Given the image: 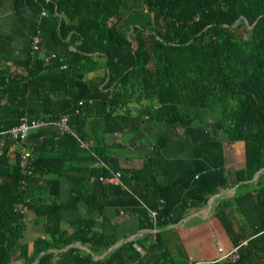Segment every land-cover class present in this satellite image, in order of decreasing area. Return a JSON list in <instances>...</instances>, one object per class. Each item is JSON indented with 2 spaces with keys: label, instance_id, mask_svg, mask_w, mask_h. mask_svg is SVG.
<instances>
[{
  "label": "trees",
  "instance_id": "trees-1",
  "mask_svg": "<svg viewBox=\"0 0 264 264\" xmlns=\"http://www.w3.org/2000/svg\"><path fill=\"white\" fill-rule=\"evenodd\" d=\"M11 2L16 11L28 6L34 13L51 9L59 16L55 36L59 41L68 40L74 49L48 63L59 59L64 64L95 63L97 57L105 59L106 78L100 80L103 85L96 102H107L104 119L112 118L117 109L128 113L132 105L139 106L152 120L166 124L190 125L208 114L209 126L221 138L244 142L245 165L236 171L238 191L220 199L214 214L236 245L244 239L246 245L238 248L235 261L196 264H250V257L264 262V0ZM2 3L0 0V7ZM48 63L39 60L30 73L49 67ZM25 79V75L12 73L0 64V90L7 103L21 97L19 84ZM90 109L81 108L74 122ZM77 132L79 138L59 134L34 146L32 174L27 176L22 175L17 158L9 162L7 151L12 140L7 137L0 143V243L7 249L1 263L8 260L25 226L19 205L33 208L46 218L51 239L44 241V249L60 248L72 240L63 237L59 227L62 206L54 201L46 203L43 198L47 175L63 177L87 164L96 177L119 171L125 184L133 181L144 190L156 184L150 160L143 169L122 170L104 154V146H82L81 132ZM98 161L108 167L96 165ZM144 221V228L152 226L148 217ZM5 225L14 228L9 236L2 230ZM87 228L78 226L74 239L89 242L94 250L107 249L117 240L116 236L89 232ZM111 256L130 264L139 258V252L133 241H126L108 258ZM49 258L50 253L45 252L37 264H47ZM89 260V256H77V264ZM156 260L158 264H176ZM138 264L144 263L138 259Z\"/></svg>",
  "mask_w": 264,
  "mask_h": 264
},
{
  "label": "crops",
  "instance_id": "crops-1",
  "mask_svg": "<svg viewBox=\"0 0 264 264\" xmlns=\"http://www.w3.org/2000/svg\"><path fill=\"white\" fill-rule=\"evenodd\" d=\"M58 21L51 9L34 13L24 6L16 11L11 0H3L0 64L26 79L19 84L22 95L15 103H7L0 90V143L7 138L5 131L22 118L51 121L67 114L79 137L80 130L84 147L104 146V154L122 170L143 169L150 160L156 184L144 190L133 181L125 184L120 179L116 183L109 176L100 179L87 164L63 177L47 175L43 198L46 203L54 201L62 206L59 227L63 237L72 240L60 248L44 249V241L51 239L46 218L26 207L22 210L24 229L8 260L0 264H37L45 252L50 253L47 264H77V256L90 257L84 264H123L118 256H108L126 241L139 248L138 259L144 264H158V258L160 262L174 261V255L178 257L176 264H181V259H186L182 264L219 261L233 248L244 247L247 240L236 245L214 214L220 199L238 191L236 171L245 165L244 142L224 140L209 126L210 120L190 125L161 123L137 105L128 113L117 109L112 118L104 119L107 102L96 104L103 85L100 80L106 78L103 57H97L95 63H67L64 69L53 61L49 67L30 73L46 55L52 54L53 59L74 49L68 40L56 38ZM35 33L41 37L39 50L31 48ZM79 101L83 103L78 105ZM84 106L91 109L74 122L75 107ZM58 135L56 126L48 123L31 128L25 143L34 148L43 139ZM18 149L9 146V162L16 160ZM98 162L96 165L104 163ZM152 210L156 211L155 219L149 215ZM145 217L150 219V228L143 227ZM78 226L116 236L117 240L107 249L94 250L89 242L74 239ZM13 229L11 225L2 227L7 236ZM6 254L5 244L0 243V260ZM249 261L264 264L257 257Z\"/></svg>",
  "mask_w": 264,
  "mask_h": 264
},
{
  "label": "built area",
  "instance_id": "built-area-1",
  "mask_svg": "<svg viewBox=\"0 0 264 264\" xmlns=\"http://www.w3.org/2000/svg\"><path fill=\"white\" fill-rule=\"evenodd\" d=\"M40 40L41 37L38 33H35L32 37L31 41V48L32 50H39L40 47ZM53 55L48 54L44 57V62L48 63L52 59ZM57 64L59 68L64 69L67 67L66 64L62 63L61 60H57ZM83 102L79 101L78 105H81ZM81 108L75 107L74 113L79 114L81 113ZM48 123L53 124L56 126L59 134H71L75 136L76 138H79L78 134L74 131L70 124L69 116L67 114H61L58 118L46 121L43 119H28V118H22L16 125L8 128L5 133L8 138L12 140L11 146H18V152H17V159H18V165L21 170V173L23 176H27L32 174V161H33V147L26 144V138L29 134V131L31 128H36L40 126H44ZM80 144L82 146H86L80 139ZM102 165L108 167L105 163H102ZM120 172L119 171H110V176L108 177L111 181L120 183ZM100 179H103L104 177H99ZM20 211L26 209L25 205H19L18 207ZM149 215L152 217V219L156 218V211L152 210L149 212ZM137 250L139 251V248L136 246ZM239 257L238 249L237 247L233 248L228 253L224 254L223 258H226L230 261H235ZM130 264H138V260H135L131 262Z\"/></svg>",
  "mask_w": 264,
  "mask_h": 264
},
{
  "label": "rangeland",
  "instance_id": "rangeland-1",
  "mask_svg": "<svg viewBox=\"0 0 264 264\" xmlns=\"http://www.w3.org/2000/svg\"><path fill=\"white\" fill-rule=\"evenodd\" d=\"M204 120H210L209 119V115L207 114V116L205 115V118H204ZM172 259L174 260V261H176L177 262V259H178V257H176V255H174V256H172ZM181 259V258H180ZM185 261H186V259L184 260H180V263L182 264V263H185ZM179 263V262H178Z\"/></svg>",
  "mask_w": 264,
  "mask_h": 264
},
{
  "label": "water",
  "instance_id": "water-1",
  "mask_svg": "<svg viewBox=\"0 0 264 264\" xmlns=\"http://www.w3.org/2000/svg\"><path fill=\"white\" fill-rule=\"evenodd\" d=\"M258 173H259V171L256 173L255 177H257ZM255 177H254V178H255Z\"/></svg>",
  "mask_w": 264,
  "mask_h": 264
}]
</instances>
